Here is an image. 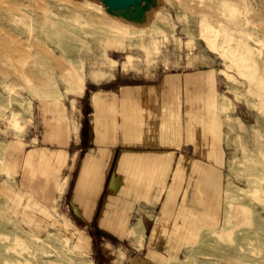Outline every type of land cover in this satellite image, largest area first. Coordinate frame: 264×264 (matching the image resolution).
Here are the masks:
<instances>
[{
  "label": "rangeland",
  "instance_id": "rangeland-1",
  "mask_svg": "<svg viewBox=\"0 0 264 264\" xmlns=\"http://www.w3.org/2000/svg\"><path fill=\"white\" fill-rule=\"evenodd\" d=\"M105 9L0 0V264H126L25 154L60 149L51 140L77 130L91 81L164 74L202 78L217 154L203 204H188L189 241L167 244V262L264 264V0H149L139 23Z\"/></svg>",
  "mask_w": 264,
  "mask_h": 264
},
{
  "label": "crops",
  "instance_id": "crops-1",
  "mask_svg": "<svg viewBox=\"0 0 264 264\" xmlns=\"http://www.w3.org/2000/svg\"><path fill=\"white\" fill-rule=\"evenodd\" d=\"M90 83L77 130L51 140L60 149L26 153L25 165L52 176L55 201L64 194L73 222L107 238V251L117 243L126 264H169L166 245L189 241L186 227L196 219L188 204L197 211L202 180L216 175L203 80L164 74L154 82L121 76Z\"/></svg>",
  "mask_w": 264,
  "mask_h": 264
},
{
  "label": "bare ground",
  "instance_id": "bare-ground-1",
  "mask_svg": "<svg viewBox=\"0 0 264 264\" xmlns=\"http://www.w3.org/2000/svg\"><path fill=\"white\" fill-rule=\"evenodd\" d=\"M84 5H78V8L81 9L83 8ZM105 11L107 12H111L116 14V16L120 17V18H125L133 23H139L142 22L144 20V11L141 8H136V9H118V10H113V11H108L107 9H105ZM210 27V26H209ZM206 28V27H205ZM214 29V28H213ZM208 29H205L204 31H202V35L205 37V39L213 44V38L211 39V37L209 35H205ZM213 31V30H212ZM211 31V32H212ZM216 33V32H215ZM217 35V34H215ZM215 39V38H214ZM215 45H213L214 47ZM76 208V207H75ZM77 210V209H76Z\"/></svg>",
  "mask_w": 264,
  "mask_h": 264
},
{
  "label": "water",
  "instance_id": "water-1",
  "mask_svg": "<svg viewBox=\"0 0 264 264\" xmlns=\"http://www.w3.org/2000/svg\"><path fill=\"white\" fill-rule=\"evenodd\" d=\"M108 11L118 9H145L149 0H101Z\"/></svg>",
  "mask_w": 264,
  "mask_h": 264
}]
</instances>
